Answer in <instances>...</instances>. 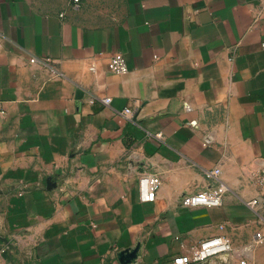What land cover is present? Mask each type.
<instances>
[{"label":"crops","instance_id":"0c3cea01","mask_svg":"<svg viewBox=\"0 0 264 264\" xmlns=\"http://www.w3.org/2000/svg\"><path fill=\"white\" fill-rule=\"evenodd\" d=\"M260 170L264 0H0V264H172L214 235L233 251L202 264H264Z\"/></svg>","mask_w":264,"mask_h":264},{"label":"built area","instance_id":"2783aa9c","mask_svg":"<svg viewBox=\"0 0 264 264\" xmlns=\"http://www.w3.org/2000/svg\"><path fill=\"white\" fill-rule=\"evenodd\" d=\"M78 3L80 0H73ZM36 59H31L35 62ZM109 70L115 74L122 75L129 71L128 64L121 52H116L108 63ZM106 105L110 104L111 98L102 99ZM123 115L132 118L134 109L127 107L121 111ZM156 136L161 137V133ZM220 170L206 171L209 178H217ZM254 180L259 186V194L250 198L245 203L253 215V222L258 229L255 233L256 243L264 241V170H260L254 175ZM160 186V178L154 173H144L139 178V197L142 202H153L156 199V193ZM225 189L222 185L217 190L202 189L194 193L185 194L181 198L182 205L186 207H219L223 203V194ZM233 251L232 240L225 235H214L205 237L199 241L198 246L193 251L180 254L172 259V264H202L220 254ZM244 263V262H242Z\"/></svg>","mask_w":264,"mask_h":264},{"label":"water","instance_id":"95a60500","mask_svg":"<svg viewBox=\"0 0 264 264\" xmlns=\"http://www.w3.org/2000/svg\"><path fill=\"white\" fill-rule=\"evenodd\" d=\"M135 254H136V250H133V251H127V250H123V251H120L119 253V257H120V260L124 263H128L130 262L132 259L135 258Z\"/></svg>","mask_w":264,"mask_h":264}]
</instances>
